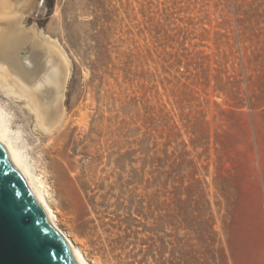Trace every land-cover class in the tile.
<instances>
[{"label":"rangeland","instance_id":"1","mask_svg":"<svg viewBox=\"0 0 264 264\" xmlns=\"http://www.w3.org/2000/svg\"><path fill=\"white\" fill-rule=\"evenodd\" d=\"M25 17L71 63L67 185L91 264H231L264 139V0H33Z\"/></svg>","mask_w":264,"mask_h":264},{"label":"bare ground","instance_id":"2","mask_svg":"<svg viewBox=\"0 0 264 264\" xmlns=\"http://www.w3.org/2000/svg\"><path fill=\"white\" fill-rule=\"evenodd\" d=\"M32 2L0 0V131L16 149L34 196L57 230L74 248L81 264H91L73 235L75 198L73 188L67 185L71 168L64 147L71 114L64 99L71 63L59 41L36 26H27L25 15ZM20 111L25 120H20ZM31 120L33 130L46 133L47 144L41 148L30 139ZM43 138L39 136L38 142H44ZM94 260L102 264L99 258Z\"/></svg>","mask_w":264,"mask_h":264},{"label":"water","instance_id":"3","mask_svg":"<svg viewBox=\"0 0 264 264\" xmlns=\"http://www.w3.org/2000/svg\"><path fill=\"white\" fill-rule=\"evenodd\" d=\"M0 264H81L34 196L16 149L1 131Z\"/></svg>","mask_w":264,"mask_h":264},{"label":"crops","instance_id":"4","mask_svg":"<svg viewBox=\"0 0 264 264\" xmlns=\"http://www.w3.org/2000/svg\"><path fill=\"white\" fill-rule=\"evenodd\" d=\"M239 190L227 234L231 264H264V139L257 140L253 184Z\"/></svg>","mask_w":264,"mask_h":264}]
</instances>
